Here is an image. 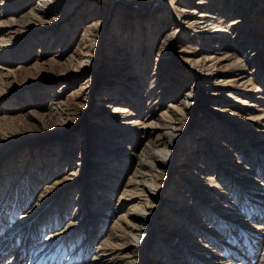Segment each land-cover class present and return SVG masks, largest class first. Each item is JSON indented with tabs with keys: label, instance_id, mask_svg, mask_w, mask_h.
<instances>
[{
	"label": "bare ground",
	"instance_id": "bare-ground-1",
	"mask_svg": "<svg viewBox=\"0 0 264 264\" xmlns=\"http://www.w3.org/2000/svg\"><path fill=\"white\" fill-rule=\"evenodd\" d=\"M210 1L230 4L229 0ZM252 1L255 0H240L235 9L232 6L231 18L234 21L245 19L236 16L238 7L241 10L251 8L248 12L251 14H264V0H256L254 5ZM25 2L28 0L9 7L5 2L0 3V31L3 25L10 26V31L0 36L1 129L15 128L18 123L36 124L42 121L39 118L36 122L39 114L46 117L35 109L14 116L7 106L12 95L8 85L18 77L22 67L17 65L22 57L17 59L14 52L21 49L27 53L26 59L36 60L34 64L41 63L42 55L37 56L30 43L36 34L34 31L41 28L37 21L47 16L50 4L48 0H37L26 8ZM173 9L169 6L165 16L176 23L178 18L174 17ZM206 14L200 12L199 16ZM101 22L88 24L87 30L96 31ZM218 22L219 27L224 28L220 32L231 31L223 21H211ZM24 30L32 32L27 40L15 39V33ZM183 31L179 22L171 32L164 34L163 41ZM206 34L208 39L212 38L210 33ZM247 44L253 45L250 40L241 41L230 54L249 68L256 55L251 50L245 51ZM172 47L169 43L163 50L167 55L161 56L159 61L163 63L159 65L173 63ZM81 53L83 65V58L88 60L90 53L88 49ZM74 59L75 56L67 63L71 65ZM255 69L249 70L253 76H246L245 80L248 84H256V92L263 91L264 67L256 78ZM162 71L163 68H158L145 78L147 88L140 99L119 79L106 83L108 91L115 92L109 99L117 104L133 98L131 107H125L126 114L117 121L111 119L109 127L96 124L90 118L83 122L77 134L76 129L65 132L67 126L63 131L44 133L40 139L21 138L20 143L15 142L13 135L0 139V264L4 261L6 264H264V141L255 142L254 147L251 146L253 150L248 151V144L241 145L244 140H240L232 125L227 123L228 138L206 148L207 121L205 117L195 116L204 106L200 103L206 100L194 90L200 75H194L189 90H184L187 89L184 85L170 94L168 88L173 80ZM260 95L243 99L251 110L249 119L258 117L256 112L264 110V94ZM155 96L158 99L154 104ZM50 99L52 115H64L60 94L54 93ZM33 101L44 108L41 97ZM136 114L137 119L125 120L126 116ZM75 136L82 143L78 144ZM54 139H58V143L63 140L60 146L64 144L66 149L59 147L57 156L52 158L46 146ZM25 142L34 145V150L38 149L37 157H33L42 159L41 171L37 174L27 168L28 176L20 172L18 155ZM123 148L130 152L125 154ZM226 151L237 158V163L234 162L230 169L225 168L229 177H224V173L218 179L209 177L214 186L211 191L214 205L198 195L197 186L191 187V177L183 181L181 176H174L187 167L182 163L186 158H194L197 163L193 166H209L212 152L213 155L217 152L219 155L213 157L219 166L222 157L228 156H223ZM77 152L78 162L74 158ZM178 155L184 158L176 163L173 160ZM44 164L48 165L47 171H44ZM31 167L30 163L29 169ZM225 185L233 192L231 196ZM115 197L117 204L113 203ZM129 202L132 203L127 210L121 211ZM191 202L196 207L192 213L187 207ZM158 218H162L161 226L156 225Z\"/></svg>",
	"mask_w": 264,
	"mask_h": 264
},
{
	"label": "rangeland",
	"instance_id": "rangeland-1",
	"mask_svg": "<svg viewBox=\"0 0 264 264\" xmlns=\"http://www.w3.org/2000/svg\"><path fill=\"white\" fill-rule=\"evenodd\" d=\"M8 1L0 0V3L5 2L4 5L9 7L14 3L22 4L24 2V0ZM32 1L37 0L25 2L26 8L30 7ZM48 1L50 4L48 14L43 20L37 21V25L41 28L34 31L36 34L30 43L34 53L37 56L42 55L41 63L34 64L36 60L26 59V52L24 53L21 49L16 50L14 57L17 59L22 57L21 62L17 63L22 67L18 77L7 88L12 90V95L7 102V106L13 111L12 115L17 116L23 111L35 109L40 111L39 113H45L46 117L39 114L36 117V122L39 118L42 121L33 125L18 123L15 128L14 126L0 128V139L6 135H13L15 142L20 143L21 138L40 139L44 133L63 131L65 127L68 128L67 126L69 128L65 132L76 129L75 133L77 134L83 122L85 120L88 122L90 118L96 124L109 127L111 119L119 120L123 114H126L125 107H131L130 101L133 98H126L117 104V101L109 99L115 96V92L108 91L106 83L117 82L119 79L118 81L124 82L123 85L130 92L134 90L135 97L140 99L147 88L145 78L154 70L163 68V74L173 80L172 86L168 88L170 94L184 85H187V89L184 90H189L193 86L194 75H200L194 90L200 96L204 95L206 100L200 103V106L203 104L204 106L195 116L198 119L205 117L207 121L205 124L206 134H204V139L207 140L206 148H210L216 143H222L228 138L227 123L232 125L233 130L240 136L239 139L244 140L241 141V145L248 144L246 148L248 151L253 150L251 146L254 147L255 142L264 141V110H261L260 113L256 112L258 117L249 119L251 110L243 102L245 99H252L249 95L261 96L260 94H264V90L256 92L255 83L248 84L245 80L246 76H253L249 70L256 68L257 74H254L256 78L258 72L264 67V14H251L248 13L251 12V8L241 10L238 7L239 12L236 13V16L245 19L234 21L231 18L233 13L230 8L233 6L235 9L240 0H229L230 4L228 5L226 3L221 5L218 1L211 2L210 0ZM152 1L153 5H151ZM256 3V0L252 1V5ZM167 4L174 7V17L178 18V23H174V20L165 16L169 7ZM200 12L207 13L206 17H200ZM227 13H231V15H227ZM100 20L102 22L99 23L96 31L87 30L88 24ZM165 21L167 22L165 23ZM211 21H223L224 25L231 28V31L220 32L221 29H224L219 27L220 22L215 24ZM117 22L118 24H116ZM179 22L184 27V31L169 36L163 41L164 34L171 32ZM2 28L0 36L10 31L9 25H3ZM206 32L210 33L211 39L207 38ZM30 34L32 32L24 30L21 33H15L14 37L27 40ZM248 40L253 45L247 44L245 47L248 48L245 51L251 50V53L256 55L255 58H252L249 68L245 65L242 66L241 59H235L230 54L234 51V47L240 45L241 41ZM169 43H172L173 46L171 50L174 56L173 63L166 62L164 65H159L163 63L159 61L161 56L167 55L163 50L168 47ZM87 49L90 54L87 56L88 60L83 58L82 65L81 52ZM74 56V63L71 65L67 63ZM37 84L40 86H36ZM33 87L35 89L30 91V88ZM54 93L60 94V100L64 103L65 113L62 116L60 114L56 116L55 113L52 115L50 110L52 107L50 98ZM35 97H41L44 108L34 104ZM157 99V96L153 97L152 103L155 104ZM14 100H18V103H15ZM137 116V114L126 116L128 118L125 120H135L138 118ZM112 122L114 123V121ZM76 139L78 144L82 143L80 138L76 137ZM58 142V139H54L52 144L46 146L49 148L52 158L57 156L59 147L66 149L64 144L60 146L64 142L63 140ZM125 145L127 144L123 143V146ZM226 150L228 149L226 148ZM37 151L38 149L34 150V145H29L27 142L22 143L18 155L22 175L28 176L25 168L33 174L35 171L36 174L41 171L39 163L42 162V159L33 157L36 156ZM123 151L125 154L130 152L128 148H123ZM214 155L219 154L214 152ZM214 155L212 152V159L208 160V163L211 162L209 166L195 164V167L193 165L197 162L193 161L194 158H186L182 161L184 156L180 155L176 160H173L176 163L182 161L187 166L182 172L174 173V176H181L183 181L191 177L189 180L192 183L191 187L197 186L195 190L198 195L211 205H214L215 200L214 194L211 192L214 186H211L209 177L214 176L215 179H218L223 173L224 177H229L230 174H227L225 168L230 169L234 162L237 163V158L226 151L223 156H228L222 157V160L219 161L221 163L217 166L218 161L215 162ZM74 158L78 162L79 152L74 154ZM244 161L243 159L242 165ZM30 163L33 166L31 169H29ZM47 166L44 164V168ZM47 170L48 168L44 169V171ZM235 174H238V171ZM239 176L242 177V175ZM228 185L225 186L231 196L233 192L229 190ZM113 203L117 204L116 197ZM131 203H127L121 211H126ZM194 204L191 202L187 205L191 209V213L196 209ZM156 225H162V218L156 220ZM164 227L166 228V226ZM5 262L2 264H6Z\"/></svg>",
	"mask_w": 264,
	"mask_h": 264
},
{
	"label": "water",
	"instance_id": "water-1",
	"mask_svg": "<svg viewBox=\"0 0 264 264\" xmlns=\"http://www.w3.org/2000/svg\"><path fill=\"white\" fill-rule=\"evenodd\" d=\"M138 6V5H137ZM139 7V6H138ZM147 7H149V6H147Z\"/></svg>",
	"mask_w": 264,
	"mask_h": 264
}]
</instances>
